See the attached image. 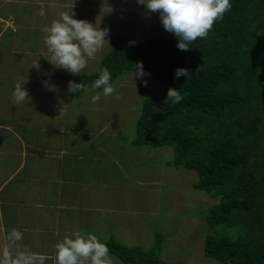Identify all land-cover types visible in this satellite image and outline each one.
Wrapping results in <instances>:
<instances>
[{"label": "rangeland", "instance_id": "1", "mask_svg": "<svg viewBox=\"0 0 264 264\" xmlns=\"http://www.w3.org/2000/svg\"><path fill=\"white\" fill-rule=\"evenodd\" d=\"M41 8L44 16L37 14ZM62 11L109 30L96 59L74 74L77 76L99 69L101 57L110 52L115 37L125 35L131 43L158 35L174 37L163 29L159 13H149L137 0H0L4 20L0 27L10 23L0 39V203L7 199L16 203L0 206V264L9 263L5 250L18 253L12 264H25V237L39 221L34 215L40 216L43 207L60 201L53 180L40 170L41 164L52 161L53 172L60 168L63 156L82 159L84 167L78 169L84 170L72 173L63 188L71 192L75 206L67 213L70 233L62 229L59 239L70 237L72 232L91 233L104 243L114 238L128 248L151 251L156 235H160L159 255L165 262L220 264L203 252L209 230L205 215L218 199L194 188L198 181L195 171L167 165L175 157L172 146L132 144L143 101L150 96L167 99L165 87L146 73L137 77L136 72H125L113 85L112 95H101L92 103L91 97L100 91L91 88L79 98L77 93H68L66 81L52 77L40 82L46 77L50 56L43 30ZM36 62L38 68L34 67ZM21 82L28 97L17 103L11 87ZM61 146L65 155L58 150ZM25 154L29 163L38 165L32 172L21 167ZM63 170H67L65 166L57 175ZM33 175L43 177L42 185H37L39 191ZM25 200L31 206H21ZM37 202L42 208L34 205ZM13 230L19 239L11 235ZM51 238L48 231L44 239ZM28 246L29 258L32 247ZM110 259L111 264H125L112 254Z\"/></svg>", "mask_w": 264, "mask_h": 264}, {"label": "trees", "instance_id": "2", "mask_svg": "<svg viewBox=\"0 0 264 264\" xmlns=\"http://www.w3.org/2000/svg\"><path fill=\"white\" fill-rule=\"evenodd\" d=\"M176 44L167 35L139 43L118 36L99 69L109 70L114 85L142 63L143 72L167 91L180 90L179 103L152 96L143 101L132 144L172 146L175 157L167 165L195 171L194 188L218 199L205 215L206 257L220 264H264V0H231L205 38L187 51ZM47 66L40 82L55 77L83 83L79 98L99 71L77 76ZM177 68L187 69L188 77L174 78ZM156 238L151 251L114 238L105 244L125 264H181L160 258L162 238Z\"/></svg>", "mask_w": 264, "mask_h": 264}, {"label": "clouds", "instance_id": "3", "mask_svg": "<svg viewBox=\"0 0 264 264\" xmlns=\"http://www.w3.org/2000/svg\"><path fill=\"white\" fill-rule=\"evenodd\" d=\"M137 3L144 5L149 13H159L163 29L174 36L177 40L176 47L181 51H187L198 38H205L214 23L223 19L224 14L231 9V0H137ZM37 14L44 16L45 12L41 8ZM73 16V12L58 13V18L44 28L45 34L42 37L50 54L48 63L70 74L81 73L89 61L96 59L107 42L109 31ZM34 67H39L38 62ZM135 71L137 77L144 75L142 63L135 65ZM188 75V70L184 68L174 71L176 79ZM113 83L109 70L100 68L91 88L101 91L91 97V102L96 103L101 95H112L115 92ZM82 90H85L83 83L68 81V93L75 94ZM13 97L17 103L27 99L28 93L23 85L17 84L14 87ZM170 98L172 103H179L182 99L180 90L170 88L167 100ZM11 235L19 239L16 230ZM45 259L46 257L41 256L40 264H44ZM55 264H111V259L107 245L95 235L72 232L70 237L65 236L55 245Z\"/></svg>", "mask_w": 264, "mask_h": 264}, {"label": "crops", "instance_id": "4", "mask_svg": "<svg viewBox=\"0 0 264 264\" xmlns=\"http://www.w3.org/2000/svg\"><path fill=\"white\" fill-rule=\"evenodd\" d=\"M0 21L4 22V20L0 17ZM8 25H10V23H7L3 28L2 26L0 27V39L2 38V36L6 33L7 27ZM13 43V42H11ZM45 83V82H44ZM18 84V83H17ZM15 84L12 88V91L14 89V87L17 85ZM20 84V83H19ZM20 85H23V87H25V84L21 82ZM58 150H60V154L65 155V147L61 146L60 148H58ZM45 151V150H44ZM51 152V151H50ZM51 159V158H48ZM63 161H61V158L59 159L60 162H62V164L59 162V166L60 168L55 169V171L52 172L53 168H52V161H43L44 164H41V169L42 172L46 173L49 175V177L53 180L51 181L52 184H54V186L57 188V197H59L60 201L56 204H50L47 205L45 207H41V202H37L34 203L35 206H37L38 208H42L44 211L43 213L40 214V216H36L34 215L35 219H39L38 224H35L33 232L31 231V235H28L27 237H25V242H27V245H25V264H30L31 261H34L36 264H40V257L44 256L46 257V259L44 260V264H55V245L59 242L62 241V239H59L60 235H61V230L64 229V231H66L67 234L70 233L69 230V224L70 221L67 219V213L74 210L73 207L75 206L73 201V198L71 196V192H65L63 188H65V186H67V182L69 181V176L72 175V173L75 174V172L78 170V172H82L84 169L79 167H84V165L80 162V160L82 161V159H75L74 157H70L67 159L65 158V156H63ZM28 161H27V157L25 154V164L23 163L21 167L24 166L25 171L27 170V168L29 169V172H32L34 170V168H37L38 165H36V163H29L30 165H28ZM62 166H65V168L67 170H63V174H61L60 176L57 175L59 169L62 168ZM20 167V168H21ZM38 170V169H37ZM72 171V172H71ZM55 173V174H54ZM56 175V179L54 180L53 175ZM77 174V173H76ZM73 176V175H72ZM33 178H35L34 181L36 188L38 189L37 185L40 184V186L42 185V183L44 182L43 177H36L35 175H33ZM30 179V178H29ZM25 181L27 182V180L25 179ZM81 187V186H80ZM35 188V189H36ZM78 190V189H77ZM39 191V189L37 190ZM42 191V190H41ZM29 195V194H28ZM84 195V194H79ZM91 196V195H90ZM89 196V197H90ZM11 202L14 204L13 206H16V203L13 202L12 199H7L6 203H0V206H10ZM23 201H21V206H25V208L27 207V205L31 206L30 204L32 203H28L30 201L27 202V200H25V204L22 203ZM24 208V209H25ZM55 210V212L57 213V211L59 212L55 215H53V213H50V210ZM62 212H66L63 213V215L61 214ZM47 222L46 226L44 225V221ZM42 223H39L41 222ZM26 221H25V231L26 232ZM49 232H51V235H53V238H51V240H47L44 239L45 235ZM54 237H56V239H54ZM15 243V242H14ZM20 245V242L17 243ZM28 244H30L29 246L32 247V253L30 254L29 258H28V253H27V246ZM28 246V248H29ZM1 252V251H0ZM5 254L8 260V264H12L11 260L12 257L17 256L19 257L18 253H15V251H10V250H5ZM30 261V262H29ZM21 264V263H19Z\"/></svg>", "mask_w": 264, "mask_h": 264}]
</instances>
